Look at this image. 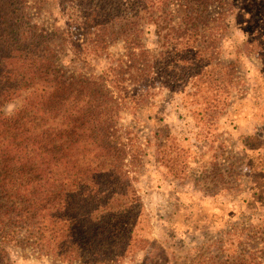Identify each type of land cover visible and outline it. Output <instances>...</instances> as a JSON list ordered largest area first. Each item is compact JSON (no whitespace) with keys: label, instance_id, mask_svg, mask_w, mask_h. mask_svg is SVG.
Returning <instances> with one entry per match:
<instances>
[{"label":"trees","instance_id":"1","mask_svg":"<svg viewBox=\"0 0 264 264\" xmlns=\"http://www.w3.org/2000/svg\"><path fill=\"white\" fill-rule=\"evenodd\" d=\"M54 2L49 21L45 0H0V264H13L12 248L52 264L120 263L148 242L135 181L150 140L126 112L189 83L196 114L221 115L240 79L219 45L230 2ZM256 18L264 58V0ZM263 253L225 264H261Z\"/></svg>","mask_w":264,"mask_h":264},{"label":"rangeland","instance_id":"2","mask_svg":"<svg viewBox=\"0 0 264 264\" xmlns=\"http://www.w3.org/2000/svg\"><path fill=\"white\" fill-rule=\"evenodd\" d=\"M228 1L227 31L219 45L240 79L221 115L202 120L199 103L190 104L189 83L175 91L155 89V105L126 112L124 123L150 140L143 142L135 181L148 217L138 234L148 242L112 264H225L227 258L251 252L260 257L263 251L264 58L253 44L262 0ZM56 16L54 0H45L40 19ZM62 58L68 67L84 69L70 55ZM89 68L99 71L100 63L92 60ZM182 95L187 106L180 103ZM16 249L9 250L13 264H52ZM258 262L264 263V253Z\"/></svg>","mask_w":264,"mask_h":264}]
</instances>
